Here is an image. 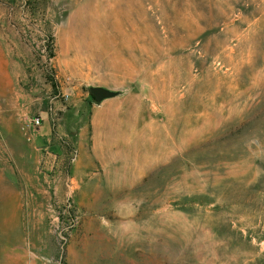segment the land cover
<instances>
[{
    "label": "rangeland",
    "instance_id": "obj_1",
    "mask_svg": "<svg viewBox=\"0 0 264 264\" xmlns=\"http://www.w3.org/2000/svg\"><path fill=\"white\" fill-rule=\"evenodd\" d=\"M0 264H264V0H0Z\"/></svg>",
    "mask_w": 264,
    "mask_h": 264
},
{
    "label": "water",
    "instance_id": "obj_2",
    "mask_svg": "<svg viewBox=\"0 0 264 264\" xmlns=\"http://www.w3.org/2000/svg\"><path fill=\"white\" fill-rule=\"evenodd\" d=\"M90 93L95 101L102 103L105 100L112 99L118 95L117 91L106 87H92Z\"/></svg>",
    "mask_w": 264,
    "mask_h": 264
},
{
    "label": "crops",
    "instance_id": "obj_3",
    "mask_svg": "<svg viewBox=\"0 0 264 264\" xmlns=\"http://www.w3.org/2000/svg\"><path fill=\"white\" fill-rule=\"evenodd\" d=\"M44 121H46V120H44ZM43 121V122H44ZM50 121V120H49ZM50 123H51V121H50ZM43 124V123H42ZM40 130V129H39ZM40 137L41 138H43L44 139V141H46V142H50L51 141V139H52V137H53V126H52V123H51V130H50V132H47V133H45V134H42V132L40 133Z\"/></svg>",
    "mask_w": 264,
    "mask_h": 264
},
{
    "label": "built area",
    "instance_id": "obj_4",
    "mask_svg": "<svg viewBox=\"0 0 264 264\" xmlns=\"http://www.w3.org/2000/svg\"><path fill=\"white\" fill-rule=\"evenodd\" d=\"M43 120L39 117V118H35L32 121V125L37 128L38 130L40 129V127L42 126Z\"/></svg>",
    "mask_w": 264,
    "mask_h": 264
},
{
    "label": "trees",
    "instance_id": "obj_5",
    "mask_svg": "<svg viewBox=\"0 0 264 264\" xmlns=\"http://www.w3.org/2000/svg\"><path fill=\"white\" fill-rule=\"evenodd\" d=\"M93 98V97H92Z\"/></svg>",
    "mask_w": 264,
    "mask_h": 264
}]
</instances>
